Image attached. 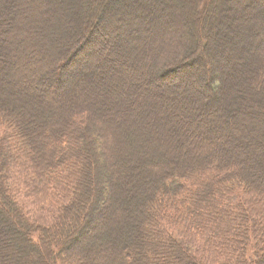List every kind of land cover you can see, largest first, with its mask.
<instances>
[{
  "label": "trees",
  "instance_id": "16d2710c",
  "mask_svg": "<svg viewBox=\"0 0 264 264\" xmlns=\"http://www.w3.org/2000/svg\"><path fill=\"white\" fill-rule=\"evenodd\" d=\"M232 1L0 0V264H264V0Z\"/></svg>",
  "mask_w": 264,
  "mask_h": 264
},
{
  "label": "rangeland",
  "instance_id": "374dc122",
  "mask_svg": "<svg viewBox=\"0 0 264 264\" xmlns=\"http://www.w3.org/2000/svg\"><path fill=\"white\" fill-rule=\"evenodd\" d=\"M164 1H166V2H168V3H174V2H176L177 0H164ZM179 1V0H178ZM181 1V0H180ZM112 2L113 3H110L109 4V6L110 7H116V8H119L120 9V7L124 4V3H127L128 4V0H112ZM129 2H131V4H135V0H129ZM219 2V1H218ZM218 2L217 1H215V4L213 5V6H211L210 7V9L206 12V15H208V16H211L212 15V10L214 9L213 7H217V5L216 4H218ZM231 2H232V5L234 6V9H236L237 11H241V9H243L242 7L243 6H241V3H240V1H238V2H235V1H232L231 0ZM228 3V2H227ZM237 3V4H236ZM228 4H230V3H228ZM112 5V6H111ZM108 6V5H107ZM219 7V6H218ZM123 8H125V7H123ZM127 8H130L131 10H137L138 8L136 7V5L134 6V7H132V6H129V7H127ZM160 10L159 11H161V7L159 8ZM157 11V10H156ZM245 11V14L247 15V16H250L249 14H251V13H249L247 10H244ZM142 13H143V10L142 11H137L136 13H135V15H138V16H141L142 15ZM152 15V14H151ZM252 16V15H251ZM149 17H151L150 15H148V14H146V18L148 19ZM121 22H123V28H125V29H128V28H132V29H130L129 31H133V30H135L136 29V26H133V25H131L132 27H130L129 25H130V21H128V20H121ZM6 26H7V24H6ZM53 27H54V30H57V25L56 24H53L52 25ZM146 26L145 25H143V24H139L138 26H137V29L138 28H140V30H145L146 28H145ZM158 27H160V26H158ZM36 28V27H35ZM35 28H33V29H35ZM160 29V28H159ZM53 29H50V30H45L44 28H38L37 29V31L39 32V33H41V36L42 35H44V39H41L40 41V43H41V45H43V44H49V42H51V40L52 39H57V34L55 33L56 31H54ZM117 30H119V27L118 28H115V34L117 33ZM114 34V35H115ZM211 35H213V34H211ZM211 38H212V40H215V38H214V36H211ZM217 40V39H216ZM32 42V41H31ZM39 47V45L37 46L36 45V47H34V48H38ZM29 55L30 54H40V53H34L32 50H30V52L28 53ZM231 54V53H230ZM230 58V59H229ZM227 60H226V58L223 60L224 62H227L228 61V64H230V66H231V69L233 70V72H235V70H236V67H235V65H237L234 61H235V59H237V56H233V58L232 57H229ZM227 64V63H226ZM182 85V84H181ZM194 91V90H193ZM195 92V91H194ZM178 96H179V94H178ZM264 122V121H263ZM34 199H24V202L28 205V206H31V204H33L34 203ZM33 206V205H32ZM33 207H36V209L37 208H39V207H41V205H37V206H33ZM90 227H92V225L90 224ZM93 233V230H92V228H91V230L90 231H88L86 234H85V236H84V238L82 239V240H80L77 244H75L74 245V247H77L78 245H80V244H82V243H85V241H86V239L91 235ZM72 250H73V247L71 248Z\"/></svg>",
  "mask_w": 264,
  "mask_h": 264
}]
</instances>
